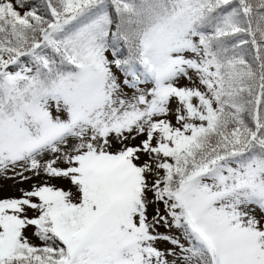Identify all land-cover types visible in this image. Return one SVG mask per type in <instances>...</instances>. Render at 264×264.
<instances>
[{
	"label": "snow or ice",
	"instance_id": "6c2138e0",
	"mask_svg": "<svg viewBox=\"0 0 264 264\" xmlns=\"http://www.w3.org/2000/svg\"><path fill=\"white\" fill-rule=\"evenodd\" d=\"M8 172L0 264H264V0H0Z\"/></svg>",
	"mask_w": 264,
	"mask_h": 264
},
{
	"label": "rangeland",
	"instance_id": "374dc122",
	"mask_svg": "<svg viewBox=\"0 0 264 264\" xmlns=\"http://www.w3.org/2000/svg\"><path fill=\"white\" fill-rule=\"evenodd\" d=\"M28 2H34L36 4H39L40 0H28ZM25 175H29V174L26 173ZM8 177H13V173L8 172L6 176L0 175V199L19 197L21 195L22 189L29 190L33 185L39 182L36 178H33L31 181H22L21 178L18 176L14 178H8ZM52 183H55L57 186L64 187L66 189L71 187L70 183H68L67 181H63V180H55V181H52ZM159 231L165 232V233L168 232V230L163 227H161ZM171 234L178 235L179 233L173 230V233ZM33 242L38 243V241H35V240ZM159 247L161 249H168V248H171L172 245L168 244L167 242H161L159 244Z\"/></svg>",
	"mask_w": 264,
	"mask_h": 264
}]
</instances>
